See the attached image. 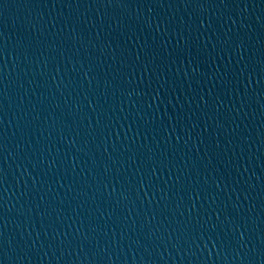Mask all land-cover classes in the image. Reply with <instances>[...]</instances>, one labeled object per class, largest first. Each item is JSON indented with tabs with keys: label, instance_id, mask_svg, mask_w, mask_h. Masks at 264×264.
Listing matches in <instances>:
<instances>
[{
	"label": "water",
	"instance_id": "obj_1",
	"mask_svg": "<svg viewBox=\"0 0 264 264\" xmlns=\"http://www.w3.org/2000/svg\"><path fill=\"white\" fill-rule=\"evenodd\" d=\"M0 264H264V0H0Z\"/></svg>",
	"mask_w": 264,
	"mask_h": 264
}]
</instances>
